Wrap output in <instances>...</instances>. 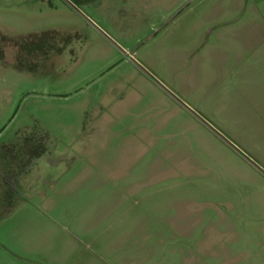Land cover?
<instances>
[{
	"label": "rangeland",
	"instance_id": "1",
	"mask_svg": "<svg viewBox=\"0 0 264 264\" xmlns=\"http://www.w3.org/2000/svg\"><path fill=\"white\" fill-rule=\"evenodd\" d=\"M260 69L264 0H0V264H264Z\"/></svg>",
	"mask_w": 264,
	"mask_h": 264
},
{
	"label": "crops",
	"instance_id": "2",
	"mask_svg": "<svg viewBox=\"0 0 264 264\" xmlns=\"http://www.w3.org/2000/svg\"><path fill=\"white\" fill-rule=\"evenodd\" d=\"M230 60H234V62H235L234 64L236 65V67L243 68L245 66L244 57L241 54L228 55V54H224L221 51V59H219V68H220L219 73L221 75L225 74L226 71L228 70V68L230 67ZM250 66H251V64H250ZM224 69H225V71H224ZM250 74L252 76L251 80L249 81V85L251 86V88L249 91H246L245 93H248V92L251 93V95H252L251 99L254 97L260 98L254 107H257V108L263 107L264 106V69L250 70ZM246 84H248V83L246 82ZM260 88H262V91L260 90ZM192 199L193 198L191 197V198L185 199L184 201L180 200L181 204H179V207L181 206V210H185L182 208H183V203H185L186 201L190 200L191 204H193L194 200H192ZM186 213H187L186 218H188L189 222L185 226L180 227L184 230V234L186 233L185 231H187L191 228L188 226L192 222L191 220L193 218H195V215H193V212H187L186 211ZM204 234H205L206 239H204L202 242H198V246H200V245L204 246L206 251L209 252V251H211L212 248H214V245L210 244V241H209L210 236H211V232H209L208 230H204ZM187 236H188V239L193 241L194 235L192 232L187 234Z\"/></svg>",
	"mask_w": 264,
	"mask_h": 264
},
{
	"label": "flooded vegetation",
	"instance_id": "3",
	"mask_svg": "<svg viewBox=\"0 0 264 264\" xmlns=\"http://www.w3.org/2000/svg\"><path fill=\"white\" fill-rule=\"evenodd\" d=\"M66 2V1H65ZM66 4L68 5V3L66 2ZM71 5V4H70ZM32 36V35H31ZM31 36H28L27 39ZM35 36V35H33ZM7 44H10L11 46H13L12 48V51L15 55V50H14V40L12 39H8L7 40ZM24 147H25V151H22L20 152V156L17 158V157H10V159L8 158L10 155L6 154L7 158L9 159V166L11 167L13 164H15V161H16V165L18 164V167H19V162L20 161H23V162H26V163H34L35 161H37V159L41 158L43 155H45L47 149H44V150H40L41 151V155L39 157H30V153L33 152V149L35 147V145H32L31 147L26 145V142L24 144ZM39 149V148H38ZM10 169V168H8ZM162 169V168H161ZM22 175V174H21ZM18 174V168L14 171H12V173H9V176H6L5 173L1 174V177L5 180H4V183L6 184V187L10 188L12 191L14 190L15 192H20L19 189L17 188V186H15V183H17V181L20 179V176ZM10 181V183L8 182Z\"/></svg>",
	"mask_w": 264,
	"mask_h": 264
},
{
	"label": "trees",
	"instance_id": "4",
	"mask_svg": "<svg viewBox=\"0 0 264 264\" xmlns=\"http://www.w3.org/2000/svg\"><path fill=\"white\" fill-rule=\"evenodd\" d=\"M41 155L40 151H36V152H31L30 153V157H39Z\"/></svg>",
	"mask_w": 264,
	"mask_h": 264
}]
</instances>
